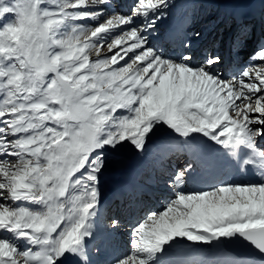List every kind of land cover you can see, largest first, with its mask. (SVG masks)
<instances>
[{"label": "snow or ice", "instance_id": "1", "mask_svg": "<svg viewBox=\"0 0 264 264\" xmlns=\"http://www.w3.org/2000/svg\"><path fill=\"white\" fill-rule=\"evenodd\" d=\"M0 264H264V0H0Z\"/></svg>", "mask_w": 264, "mask_h": 264}, {"label": "bare ground", "instance_id": "2", "mask_svg": "<svg viewBox=\"0 0 264 264\" xmlns=\"http://www.w3.org/2000/svg\"><path fill=\"white\" fill-rule=\"evenodd\" d=\"M214 9V8H213ZM216 9V8H215ZM210 10V9H209ZM227 11H229V9H227V8H223V7H221V8H218L217 9V13L218 14H221V13H225V12H227ZM197 19H202V16L200 17L199 15L197 16ZM111 182L112 181H110L109 183H108V185H107V189H105V195H107V196H109V194L107 193V191H110L111 190Z\"/></svg>", "mask_w": 264, "mask_h": 264}, {"label": "rangeland", "instance_id": "3", "mask_svg": "<svg viewBox=\"0 0 264 264\" xmlns=\"http://www.w3.org/2000/svg\"><path fill=\"white\" fill-rule=\"evenodd\" d=\"M210 8H208V6H205L204 8H203V11H205V14H207L210 10H209ZM212 12H217V9H212ZM200 17L202 16V15H199ZM202 18H203V16H202ZM107 196V195H106Z\"/></svg>", "mask_w": 264, "mask_h": 264}]
</instances>
